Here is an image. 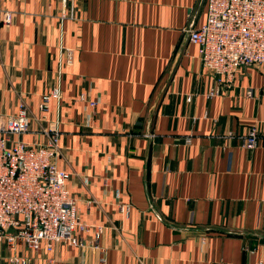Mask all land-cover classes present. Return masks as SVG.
Wrapping results in <instances>:
<instances>
[{
	"label": "crops",
	"instance_id": "crops-1",
	"mask_svg": "<svg viewBox=\"0 0 264 264\" xmlns=\"http://www.w3.org/2000/svg\"><path fill=\"white\" fill-rule=\"evenodd\" d=\"M206 16V0H0V113L26 105L29 131L12 138L27 143L58 123L55 165L81 220L103 228L106 264H264V65L206 98L214 75L184 30ZM58 77L61 98L42 113ZM253 124L255 145L242 147ZM81 236L51 251L0 244V264H99L92 233Z\"/></svg>",
	"mask_w": 264,
	"mask_h": 264
},
{
	"label": "built area",
	"instance_id": "built-area-1",
	"mask_svg": "<svg viewBox=\"0 0 264 264\" xmlns=\"http://www.w3.org/2000/svg\"><path fill=\"white\" fill-rule=\"evenodd\" d=\"M206 21L198 28H185L189 41L199 46L203 66L214 75L215 84L204 94L206 98L223 95L234 83L235 73L244 66L264 65V0H206ZM3 22L9 23L11 13L3 12ZM74 18V6L62 9L60 21ZM63 66L72 65L71 50ZM252 96L251 89L246 90ZM61 98L60 78L51 91L41 97L38 109L46 113L49 101ZM83 99V95H80ZM190 100V97H188ZM91 106L95 102H89ZM29 131L28 110L20 102L11 115L0 113V244L14 250L19 244L37 251L41 245L47 251L57 242L83 247L82 233H92V245L99 253V264H106V251L97 244L102 227L81 220L77 200L70 196L65 183L70 174L58 169V123L44 129V143H27L13 139ZM241 146L252 148L257 139L253 124L242 137ZM190 138L186 139L189 143ZM128 205L120 207L127 213ZM28 256L12 255L11 264H30Z\"/></svg>",
	"mask_w": 264,
	"mask_h": 264
}]
</instances>
